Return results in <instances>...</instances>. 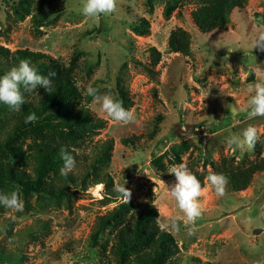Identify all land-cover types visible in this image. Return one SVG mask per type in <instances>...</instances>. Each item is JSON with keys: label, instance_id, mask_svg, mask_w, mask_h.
Segmentation results:
<instances>
[{"label": "rangeland", "instance_id": "1", "mask_svg": "<svg viewBox=\"0 0 264 264\" xmlns=\"http://www.w3.org/2000/svg\"><path fill=\"white\" fill-rule=\"evenodd\" d=\"M206 1L117 0L116 11L96 19L83 14V0H0V46L58 62L61 77L75 91V110L86 109L102 122L100 128L90 124L70 134L55 121L53 127L13 138L16 153L6 150L0 159L24 171L32 183L30 156L37 146L58 151L66 146L76 160L67 175L75 186L64 188L63 163L34 186L45 192L0 182V194L19 187L24 202L21 212L0 205V264H115L110 253L114 226L95 238L98 219L120 204L133 210L149 200L158 212V227L175 241L174 255L163 264L264 261V173L255 174L244 191L223 197L205 179L202 215L194 224L159 183H175L169 174L174 164L207 177L222 161L243 168L259 150L264 159V117L248 119L243 110L247 85L259 78L257 66L264 69V52L252 47L264 32V0H248L243 11L231 12L223 28L203 34L191 15ZM43 13L49 15L37 24ZM177 29L189 40L185 54L168 49L169 35ZM151 48L161 55L155 77L145 70ZM0 69V76L10 70ZM89 85L116 98L117 88H123L124 107L134 110L136 121L124 125L107 117L86 95ZM39 91L24 92L25 103H35ZM17 114L0 104V142L11 133ZM249 125L260 132L255 149L233 151L228 136ZM108 141L107 158L98 163L100 147ZM123 185L132 192L128 204L118 192ZM110 193L119 197L112 199ZM171 219L180 224L179 233L161 228Z\"/></svg>", "mask_w": 264, "mask_h": 264}, {"label": "trees", "instance_id": "2", "mask_svg": "<svg viewBox=\"0 0 264 264\" xmlns=\"http://www.w3.org/2000/svg\"><path fill=\"white\" fill-rule=\"evenodd\" d=\"M248 0H207L199 8L192 12V20L198 30L207 34L223 28L228 22V16L233 10L243 11ZM166 9L165 15L169 14ZM49 14L43 13L37 24ZM146 25L144 20L141 21ZM147 26V25H146ZM141 35L146 34V29L138 31ZM188 37L185 32L180 29L170 33L168 38V49L173 53L185 54L188 49ZM150 67L146 68V72L150 77H155L154 68L160 62V53L151 48ZM29 59L31 63L37 67L42 75H48L49 72H55L53 77V85L51 92H46L40 88L35 103L21 106L20 115L15 117L11 122V133L7 135L4 142H0V157L4 152L14 151V139L19 133L26 130L32 132H40L41 130L54 126V122L58 121V125L64 130H68L73 134L78 129H85L92 124L93 127H102V122L94 119L86 109L75 110L76 96L74 89L68 79L61 77V67L58 62L51 59L47 55L39 52H31L29 50L10 51L0 46V66L10 69L16 66L20 59ZM0 72L3 73L2 69ZM118 99L123 101L126 106V92L123 88H117ZM75 110V112H73ZM36 113L38 120L35 123H25V117L29 113ZM130 141L124 140L123 144H129ZM108 141L100 147L97 154V162H103L107 158V152L111 147ZM263 150H259L255 160L246 167L240 168L234 166L227 161L215 168L214 173H222L229 178L226 192L239 193L244 191L251 183L255 174L264 173V159L261 157ZM60 151L48 144H40L30 156L34 164L35 180L32 183L29 176L22 170L16 168L9 162H3L0 159V182L13 184L23 187L28 191L45 192L38 187H34L36 183H40L45 176L55 169L59 164L63 163L60 158ZM204 187L205 175L192 172ZM70 176H64L62 180L64 188H68L69 184L75 186ZM51 194H54L50 192ZM112 199L119 197L116 193H110ZM158 212L149 200L143 207L133 209L125 203L120 204L100 217L97 221V229L95 238L98 233L106 230L110 226H114L115 236L114 244L110 249V253L115 260V264H152L166 263L174 255L175 241L170 233L160 229L156 223Z\"/></svg>", "mask_w": 264, "mask_h": 264}, {"label": "clouds", "instance_id": "3", "mask_svg": "<svg viewBox=\"0 0 264 264\" xmlns=\"http://www.w3.org/2000/svg\"><path fill=\"white\" fill-rule=\"evenodd\" d=\"M116 4L117 0H83L82 12L87 17L99 19L101 14H111L116 11ZM252 47L264 52V32L256 37ZM257 72L259 76L257 81L247 85L249 99L243 110L246 112L248 119L264 117V69L257 66ZM55 75V72H49L46 76L42 75L29 59H20L16 66L11 67L7 73L0 76V104L7 105L14 112H19L21 106L25 103L23 93L33 92L38 87L43 88L46 92H51L52 78ZM86 95L91 97L92 103L99 105L101 111L113 121L124 125L136 121L134 110L125 108L123 101L112 94L101 93L99 88L89 85L86 88ZM37 120L38 117L34 112L25 117L26 124L35 123ZM259 138L260 132L257 127L249 125L242 133L230 134L226 143L233 151L254 150ZM59 154L63 161L60 174L67 176L76 167V160L66 146H61ZM169 174L175 177L174 184L167 185L161 179L159 183L163 185L167 196L176 202L177 207L184 213L187 221L194 224L202 215L199 202V197L203 192L201 182L184 163L172 165ZM206 179L218 197H223L226 194L229 183V178L226 175L213 172ZM99 187H103V185H99ZM118 192L128 204L132 196L131 190L123 185L119 187ZM0 205L16 212L23 211L24 202L21 199L19 187L10 193L0 194ZM160 226L174 233L180 231V224L176 219H171L168 223ZM191 234V231H189V235ZM254 264H264V261H255Z\"/></svg>", "mask_w": 264, "mask_h": 264}, {"label": "water", "instance_id": "4", "mask_svg": "<svg viewBox=\"0 0 264 264\" xmlns=\"http://www.w3.org/2000/svg\"><path fill=\"white\" fill-rule=\"evenodd\" d=\"M259 232H260V230H255V231H254L255 234H257V233H259Z\"/></svg>", "mask_w": 264, "mask_h": 264}]
</instances>
